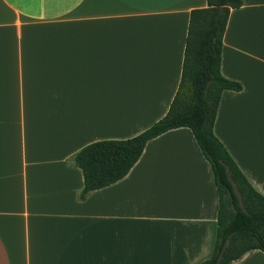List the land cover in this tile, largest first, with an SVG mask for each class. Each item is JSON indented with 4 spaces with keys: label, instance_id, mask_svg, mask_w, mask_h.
Masks as SVG:
<instances>
[{
    "label": "crops",
    "instance_id": "crops-1",
    "mask_svg": "<svg viewBox=\"0 0 264 264\" xmlns=\"http://www.w3.org/2000/svg\"><path fill=\"white\" fill-rule=\"evenodd\" d=\"M230 11L213 133L264 196V0ZM206 0H0V264H200L218 194L188 127L149 140L128 174L79 199L73 157L134 137L176 94ZM229 264H264L255 249Z\"/></svg>",
    "mask_w": 264,
    "mask_h": 264
},
{
    "label": "trees",
    "instance_id": "trees-1",
    "mask_svg": "<svg viewBox=\"0 0 264 264\" xmlns=\"http://www.w3.org/2000/svg\"><path fill=\"white\" fill-rule=\"evenodd\" d=\"M191 11L180 82L167 113L140 134L90 143L73 157L83 176L79 199L124 178L146 143L172 129L188 127L210 164L218 194L216 238L211 256L200 264H229L250 250L264 252V196L247 181L213 133L224 90L241 85L220 71L222 39L232 9L240 0H206Z\"/></svg>",
    "mask_w": 264,
    "mask_h": 264
}]
</instances>
